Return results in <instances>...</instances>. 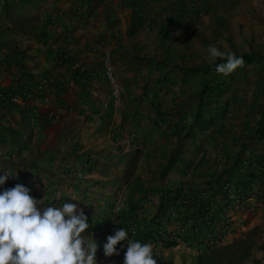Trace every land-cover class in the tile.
<instances>
[{"label": "crops", "instance_id": "crops-1", "mask_svg": "<svg viewBox=\"0 0 264 264\" xmlns=\"http://www.w3.org/2000/svg\"><path fill=\"white\" fill-rule=\"evenodd\" d=\"M207 1L0 0V91L27 97L16 104L0 95V176L13 175L0 192L21 183L46 205L80 204L99 245L98 264H123L127 240L117 245L119 256L103 250L120 228L129 239L151 243L157 264H183L184 254L192 259L204 243L184 216L218 200L223 181L244 178L237 171L244 157L261 159L250 171L261 189L264 57L239 67L232 87L203 95L219 105L231 98L228 108H216L213 126L187 129L196 113L191 99L208 80L192 70L212 64L204 62L207 44L237 56L264 55L263 21L253 24L262 38L252 43L250 25L237 24L247 17L220 26L217 19L232 16L215 7L209 14ZM219 32L223 37L212 42ZM168 50L187 56L162 67L156 59ZM104 58L123 87L117 100L110 99ZM43 78L46 102L36 91ZM202 112L201 122L213 117ZM173 205L179 216L160 232L158 220ZM255 205L257 214L240 217L227 242L263 223L264 203ZM108 222L113 228L99 241L95 231Z\"/></svg>", "mask_w": 264, "mask_h": 264}, {"label": "clouds", "instance_id": "clouds-1", "mask_svg": "<svg viewBox=\"0 0 264 264\" xmlns=\"http://www.w3.org/2000/svg\"><path fill=\"white\" fill-rule=\"evenodd\" d=\"M207 53L210 63L225 61L215 68L225 77L244 65L243 58L231 51L210 45ZM9 176L13 175L4 171L0 186ZM30 193L21 183L0 192V264H98L99 245L88 233L92 226L80 204L46 205L45 198L36 199ZM125 240L123 264H157L152 244L129 239L126 228L107 237L105 257L119 256L117 245Z\"/></svg>", "mask_w": 264, "mask_h": 264}, {"label": "built area", "instance_id": "built-area-1", "mask_svg": "<svg viewBox=\"0 0 264 264\" xmlns=\"http://www.w3.org/2000/svg\"><path fill=\"white\" fill-rule=\"evenodd\" d=\"M102 68L110 86V99H119L123 92V87L118 80L116 69L111 59L104 58ZM48 85V78L38 80L36 83V91L39 93L40 97H42L44 102L48 100L44 94ZM0 95L16 104L26 102L27 100L25 93L11 90H1ZM260 160L261 159L257 160L254 158L244 157L237 168L238 173H240L239 176L243 175V177L250 182L249 186L239 187L237 180L227 179L223 181L219 187L220 197L218 200L214 199L211 201H204L194 214L184 216V223L188 224V226L192 228V232L194 234L201 235V241H203L204 244H202L204 246L223 244L227 241L230 235L235 233L232 216H234L237 211L241 209L244 213L248 212V210L253 212V208L249 207V202L256 198L254 193L259 191L260 183L255 180V177L253 174H250V171L254 166L260 165L261 162H258ZM170 209L171 210H166L164 215H162V219L158 220V224L161 227L160 232L164 231V228L168 225L170 219H174L179 216L175 205L170 207ZM112 228L113 224L111 222L98 227L95 231V235L98 240L102 241L103 232L106 229ZM173 237L175 240L178 239V236ZM204 246L200 247L201 251L205 248Z\"/></svg>", "mask_w": 264, "mask_h": 264}, {"label": "rangeland", "instance_id": "rangeland-1", "mask_svg": "<svg viewBox=\"0 0 264 264\" xmlns=\"http://www.w3.org/2000/svg\"><path fill=\"white\" fill-rule=\"evenodd\" d=\"M231 3L227 2V0H209L206 2L205 4V11H207L209 14L212 13V10L215 7V12H219V14L221 15H231L232 17L229 18H223V19H217L218 20V24L220 26L223 25H228L230 26V20L231 19H238L239 15H240V21H245L244 18H246V22H239L237 24H240V26H244V25H250L251 27V33H252V43L254 41L257 40V42L262 38L259 37L258 35H256V33H254V29H253V24H257L258 22L263 21L264 22V0L257 2V0H230ZM250 20V21H249ZM216 23V22H215ZM226 30V28H225ZM227 31V30H226ZM240 34L242 35V32H240ZM222 33L219 32L217 33V35L214 37L213 40H211L212 42L217 41V38H221ZM231 37V36H230ZM229 37V39L231 40V38ZM247 40V39H246ZM210 41V40H209ZM207 41V42H209ZM206 44V43H205ZM258 44L254 45V47H261V46H257ZM208 44L206 45V50L208 48ZM264 49V48H263ZM207 53V52H206ZM208 54V53H207ZM187 56V54H183V53H177V54H172L171 50H168L166 52V58L165 59H156V63L160 64L162 67H164L167 64V61H177V60H184L183 58H185ZM195 56V55H192ZM244 56V55H243ZM241 55H238V57H242ZM264 55H262L261 53L257 54L256 52H252L250 54H246L245 57L243 58L244 63H253L255 62L257 59H263ZM202 58V57H200ZM208 61V58L204 59V62ZM225 61L221 60L219 63H223ZM218 63V64H219ZM177 64V63H176ZM176 64L174 66H176ZM214 63H212L211 65H205V67L201 70L199 68H194L192 71L195 72H203L204 76L208 77V80L204 81V89L202 92H199L195 97L193 96V98L190 99L195 101V105H196V113L194 114L193 112V120L191 122V124H189V126H183L182 128H187L188 130H191L192 128H194L195 126L198 125L199 129H208L209 127L213 126L215 124V118L219 117V115L216 112V108H225V107H229L230 105V99H226L224 100L221 105H219V102L216 101H210V100H203V95L205 93H209V94H213L214 92H216L219 87H223V88H229L230 85L232 87V84L234 83V81L236 80V78L238 77L237 74H235V72H233L232 74L228 75L227 77L223 76L222 74H218L215 71V68H207V67H211L213 66ZM259 74H261V78H262V83L261 86L259 87L260 91H264V70L262 69ZM212 76V77H211ZM163 87V86H162ZM146 90L149 89V87H145ZM160 90L162 91L163 88H160ZM221 97H223V95H218L217 98H219L220 102H221ZM190 99H188V101H190ZM207 108V111L209 112V115H213V117H210L208 119H206V122H201V119L203 118V115H205V113L202 112L203 109ZM238 168V167H237ZM231 170V168L229 169V171ZM227 171V168L224 170V172ZM239 175V174H238ZM242 177V176H240ZM244 179V178H243ZM261 192H263V188L261 186L260 189ZM260 192V193H261ZM256 193V192H255ZM264 203V199L260 200L257 198L253 199L251 202H249V207L253 208V212L251 210H248V212L244 213L241 209L239 211H237L236 214H234V216H232L233 218V224L235 226L234 230L235 233L238 232V227L237 226V222L239 220L240 217H243V215H247L251 214V215H256L257 214V205H255L256 203ZM264 207V205H262ZM242 213V214H241ZM248 232L252 233V237L258 242L261 243L262 245H264V221L261 224H258L254 227H252L251 229L245 230V231H241L239 232V234L235 237L238 238L240 236H242L243 234H246ZM234 238V239H235ZM233 239V240H234ZM232 240V241H233ZM231 242V241H230ZM229 242H224L223 244H227ZM220 244V245H223ZM220 245H208L205 246V248L203 249V251L198 250V252L195 255H192V259H187L188 254H184V256H182L183 259V264H196L197 258L199 255H201L202 253H205L209 248L215 247V246H220ZM239 264H264V248H255L253 249L251 255L246 258L245 260H243L242 262H240Z\"/></svg>", "mask_w": 264, "mask_h": 264}, {"label": "trees", "instance_id": "trees-1", "mask_svg": "<svg viewBox=\"0 0 264 264\" xmlns=\"http://www.w3.org/2000/svg\"><path fill=\"white\" fill-rule=\"evenodd\" d=\"M245 55L243 56V58ZM217 59L213 66L209 68H216V65L220 62ZM261 162V161H258ZM238 167V166H237ZM253 174V173H250ZM243 177V175H241ZM245 179V178H244ZM239 187H246L250 185V182L243 178L238 182ZM263 192L257 194L258 199H264V181L262 182ZM167 245L173 243H166ZM264 248V245L258 243L253 237L252 233L248 232L242 236L235 238L233 241L209 248L205 253L198 256L196 264H239L246 258H248L253 249Z\"/></svg>", "mask_w": 264, "mask_h": 264}]
</instances>
